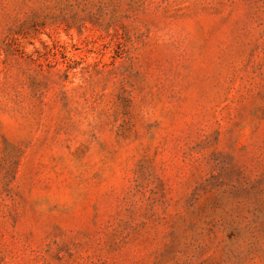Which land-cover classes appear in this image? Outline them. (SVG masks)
<instances>
[{
    "label": "rangeland",
    "instance_id": "rangeland-1",
    "mask_svg": "<svg viewBox=\"0 0 264 264\" xmlns=\"http://www.w3.org/2000/svg\"><path fill=\"white\" fill-rule=\"evenodd\" d=\"M0 264H264V0H0Z\"/></svg>",
    "mask_w": 264,
    "mask_h": 264
}]
</instances>
